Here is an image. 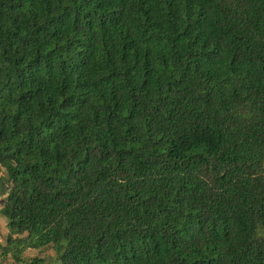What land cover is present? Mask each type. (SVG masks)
Here are the masks:
<instances>
[{
    "label": "trees",
    "instance_id": "1",
    "mask_svg": "<svg viewBox=\"0 0 264 264\" xmlns=\"http://www.w3.org/2000/svg\"><path fill=\"white\" fill-rule=\"evenodd\" d=\"M0 172L19 264H264V0H0Z\"/></svg>",
    "mask_w": 264,
    "mask_h": 264
},
{
    "label": "rangeland",
    "instance_id": "2",
    "mask_svg": "<svg viewBox=\"0 0 264 264\" xmlns=\"http://www.w3.org/2000/svg\"><path fill=\"white\" fill-rule=\"evenodd\" d=\"M1 173L2 172H0V175H2ZM6 233H7V229L5 227V219L2 216H0V245L5 244ZM32 256L44 257L45 261L47 263H50L54 259L55 254L48 247H44L40 249L26 248L20 254V257L22 258V262L28 260ZM0 264H19V263L13 259L10 253L6 252V254L3 255L0 250Z\"/></svg>",
    "mask_w": 264,
    "mask_h": 264
}]
</instances>
